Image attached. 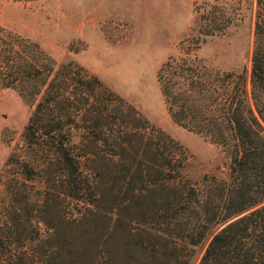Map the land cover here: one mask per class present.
Wrapping results in <instances>:
<instances>
[{
  "label": "trees",
  "instance_id": "trees-1",
  "mask_svg": "<svg viewBox=\"0 0 264 264\" xmlns=\"http://www.w3.org/2000/svg\"><path fill=\"white\" fill-rule=\"evenodd\" d=\"M205 40L184 39L157 73L174 121L229 159L228 177L193 179L183 146L100 77L0 26V88L33 106L0 173V264H192L218 223L264 197V0L253 103L246 68L208 64ZM200 264H264V205L220 230Z\"/></svg>",
  "mask_w": 264,
  "mask_h": 264
},
{
  "label": "rangeland",
  "instance_id": "rangeland-1",
  "mask_svg": "<svg viewBox=\"0 0 264 264\" xmlns=\"http://www.w3.org/2000/svg\"><path fill=\"white\" fill-rule=\"evenodd\" d=\"M259 0H0V26L38 41L59 64L85 66L136 106L156 127L178 141L189 156L193 179L205 174L228 177L229 159L219 146L182 127L171 117L158 82L160 66L181 52V42L205 38L198 55L208 64L250 71ZM223 26L214 35L201 31ZM33 106L12 88H0V173L22 144ZM264 205L253 206L218 223L199 246L192 264H200L215 235L232 221Z\"/></svg>",
  "mask_w": 264,
  "mask_h": 264
}]
</instances>
